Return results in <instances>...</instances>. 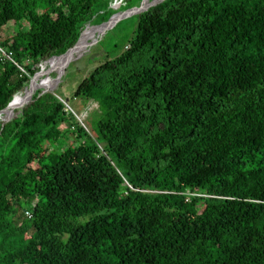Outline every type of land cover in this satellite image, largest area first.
<instances>
[{"label":"trees","instance_id":"trees-1","mask_svg":"<svg viewBox=\"0 0 264 264\" xmlns=\"http://www.w3.org/2000/svg\"><path fill=\"white\" fill-rule=\"evenodd\" d=\"M120 1L0 0V29L23 27L0 41V112ZM137 21L75 93L98 138L42 90L0 119V264H264V0Z\"/></svg>","mask_w":264,"mask_h":264},{"label":"rangeland","instance_id":"rangeland-1","mask_svg":"<svg viewBox=\"0 0 264 264\" xmlns=\"http://www.w3.org/2000/svg\"><path fill=\"white\" fill-rule=\"evenodd\" d=\"M144 1L145 0H121V8L120 10H116L115 15L139 8ZM137 17V15H133L118 20L103 32L99 29L96 30V32L92 34L93 36L91 35L87 39L86 45L80 47L66 65L65 63L69 58L59 66L60 71H53L49 73V75H44L38 81L40 87L52 88L54 93L62 97L66 102L65 105L68 111L72 112L75 116L82 117V124L87 127V130L93 138H98V130L96 127L100 117V113L97 112L98 106L81 97H76L75 93L82 82L90 77L100 65L117 58L123 53L125 46L135 36L138 24ZM102 25L103 23L100 22L99 18L94 23L95 27ZM20 28L21 27L14 21L10 22L0 29V41H4L11 36H16ZM88 43L91 45L87 47ZM49 68L50 63L44 68L43 72H47ZM60 72L62 73L60 74ZM59 75L63 76L58 82ZM47 76L49 79L45 81ZM16 116L17 114L11 118L2 120L12 121ZM66 138H68V140L58 147L59 151L67 150L76 145L75 138H69V136H66ZM34 167H37V165H34ZM26 215L28 216V214Z\"/></svg>","mask_w":264,"mask_h":264},{"label":"water","instance_id":"water-1","mask_svg":"<svg viewBox=\"0 0 264 264\" xmlns=\"http://www.w3.org/2000/svg\"><path fill=\"white\" fill-rule=\"evenodd\" d=\"M164 1H165V0H152V1H151V0H145L141 7L136 8V9H131L130 11H127V12L122 13V14H117V15L113 16V17H112L107 23L103 24L102 26L95 27V28H96V29H101L100 31L103 32V31H105L106 29H108L110 26H112V24L115 23L116 21L121 20V19H123V18H125V17L133 16V15H137V16H139V15H141V14L147 12L149 9H151V8H153V7H155V6H157L158 4H160V3L164 2ZM82 36H83V35H82ZM81 41H82V37H81V39L79 40L78 44H77L74 48H72L71 50H69V51H68L65 55H63V56H67V55H69L70 53L76 51V50L80 47V45H81ZM89 45H91V44L88 43L87 47H88ZM87 47H86V48H87ZM63 56H61V57H63ZM57 58H60V57H55V58H53L52 60L57 59ZM52 60H51V61H52ZM51 61H50V62H51ZM40 75H49V73H46V71H45V72L42 71L40 74H38L37 76H35L34 79H33L32 82H31L30 89H32V86H33L34 80H36ZM63 75H64V74H63ZM63 75H61V76L59 75V77H58V78H59L58 82L60 81V79H61V77H62ZM58 78H57V79H58ZM48 79H49V78H48V76H47V78L45 79V81L48 80ZM39 89L42 90L43 93H54V91H53L52 89H47V88H45V87H40ZM39 89H38V90H39ZM38 90H37V91H38ZM33 96H34V94L32 93V94L30 95V98H29L28 102H26V104H24V106L27 105V104H29V103L31 102ZM12 103H13V102H12ZM12 103L9 105V107H8L7 109H5L4 111L0 112V119L2 118V116H5V115H6V112L10 109ZM24 106H22V107L19 108V109H22Z\"/></svg>","mask_w":264,"mask_h":264},{"label":"bare ground","instance_id":"bare-ground-1","mask_svg":"<svg viewBox=\"0 0 264 264\" xmlns=\"http://www.w3.org/2000/svg\"><path fill=\"white\" fill-rule=\"evenodd\" d=\"M96 30H98V29H95V28H91V29H89V30H87L86 31V33L84 34L83 33V36H82V41H81V45H80V47H82L83 45H86V42H87V39L92 35V34H94V32H96ZM99 30H101V29H99ZM93 36V35H92ZM79 47V48H80ZM78 48V49H79ZM77 49V50H78ZM76 50V51H77ZM76 51H74V52H72V53H70L69 55H67V56H63V57H60L58 60H57V62L55 63V65L53 64L52 65V69L50 70V68L48 69V70H50L49 72L47 71L46 73H51V72H53V71H56L58 68H59V66L61 65V64H63L68 58V60L66 61V63H65V65L68 63V61L71 59V57L76 53ZM51 63V62H50ZM62 72H60V74H61ZM44 75H40L36 80H34V83H33V86H32V89H30V91H29V93L23 98V99H21V100H19V101H17V102H15V103H13L12 105H11V107H10V109L8 110V112L6 113V115L5 116H2L3 117V119H8V118H11V117H13L14 115H15V110L17 109H19V108H21L22 106H24V104H26V102H28V100H29V98H30V95L33 93H35V91H37L39 88H40V85L38 84V81L41 79V77H43ZM47 89H49V88H47ZM52 89V88H51ZM27 92V91H26ZM15 108V109H14Z\"/></svg>","mask_w":264,"mask_h":264},{"label":"built area","instance_id":"built-area-1","mask_svg":"<svg viewBox=\"0 0 264 264\" xmlns=\"http://www.w3.org/2000/svg\"><path fill=\"white\" fill-rule=\"evenodd\" d=\"M120 6L121 5L119 4L117 7L119 8ZM0 62L4 65L14 64V65L18 66V64L16 62L15 54L12 51L4 48L1 43H0ZM65 104H66V102H65ZM76 117L79 119L80 123L82 124V120H81L82 117H80V116H76Z\"/></svg>","mask_w":264,"mask_h":264}]
</instances>
